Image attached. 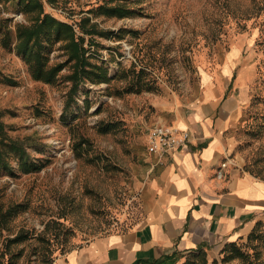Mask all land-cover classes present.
<instances>
[{
	"label": "rangeland",
	"instance_id": "obj_1",
	"mask_svg": "<svg viewBox=\"0 0 264 264\" xmlns=\"http://www.w3.org/2000/svg\"><path fill=\"white\" fill-rule=\"evenodd\" d=\"M43 1L84 37L91 61L111 79L73 90L71 64L53 83L35 79L3 42L10 32L15 45L17 24L28 17L18 0H0L1 119L37 165L25 172L12 157L13 170L0 169V264H56L82 244L140 223L149 131L171 123L164 105L189 108L203 81L212 98L209 75L229 86L223 103L244 94L228 131L237 139L231 158L264 180V0ZM103 4L131 14L96 10ZM47 51L53 63L66 59L60 43ZM257 236L237 244L247 260L264 264V222ZM190 254L180 253L176 264ZM224 256L208 253L210 263L223 264ZM228 263L247 264L239 256Z\"/></svg>",
	"mask_w": 264,
	"mask_h": 264
},
{
	"label": "crops",
	"instance_id": "obj_2",
	"mask_svg": "<svg viewBox=\"0 0 264 264\" xmlns=\"http://www.w3.org/2000/svg\"><path fill=\"white\" fill-rule=\"evenodd\" d=\"M209 78L215 87L212 98L206 99L203 81L202 93L189 108L175 101L163 107L174 113L168 124L189 132L191 139L166 155L151 153L139 186L142 221L78 246L56 264H152L175 251L200 248L216 258L225 245L245 241L264 222V180L237 168L239 156L231 158L237 139L228 131L244 94L223 103L229 86Z\"/></svg>",
	"mask_w": 264,
	"mask_h": 264
},
{
	"label": "trees",
	"instance_id": "obj_3",
	"mask_svg": "<svg viewBox=\"0 0 264 264\" xmlns=\"http://www.w3.org/2000/svg\"><path fill=\"white\" fill-rule=\"evenodd\" d=\"M20 11L23 12L30 23H18L16 29V42L12 44L10 32H7L3 42L10 46L29 64L30 71L35 79L46 83H53L57 80L63 69L71 64L72 72L68 78L73 83V90H78L81 84L92 81L96 84L109 82L111 77L109 70L91 61L88 55V48L85 46L84 37H80L75 27L69 22H65L54 15L46 12L43 0H18ZM96 10L112 16L124 17L130 10L122 4L100 5ZM89 18L84 21H88ZM82 28L85 26L82 24ZM52 43H60L66 56L65 61L56 63L51 62L50 53L47 46ZM16 157L20 160V167L25 172H30L37 168L36 163L30 160L24 142L10 137L6 131V125L1 119L0 114V169L13 170L11 158ZM261 222H258L248 238L253 239L257 236ZM225 256L223 264L234 257H242L247 264H255L247 260V254L238 246L237 242L228 243L222 250ZM175 251L172 254L157 258L152 264H176L181 255ZM184 264H221L218 259L209 262L208 252L203 249L191 251L190 256Z\"/></svg>",
	"mask_w": 264,
	"mask_h": 264
},
{
	"label": "built area",
	"instance_id": "obj_4",
	"mask_svg": "<svg viewBox=\"0 0 264 264\" xmlns=\"http://www.w3.org/2000/svg\"><path fill=\"white\" fill-rule=\"evenodd\" d=\"M191 139V134L182 131L170 124H158L150 129L148 134V151L152 154L166 155L180 147L186 145ZM227 163H223L222 169L218 172L219 177L224 176L223 168Z\"/></svg>",
	"mask_w": 264,
	"mask_h": 264
}]
</instances>
